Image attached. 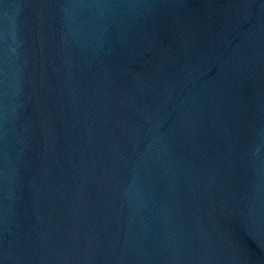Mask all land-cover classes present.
Instances as JSON below:
<instances>
[{"label":"water","instance_id":"obj_1","mask_svg":"<svg viewBox=\"0 0 264 264\" xmlns=\"http://www.w3.org/2000/svg\"><path fill=\"white\" fill-rule=\"evenodd\" d=\"M0 264H264V0H0Z\"/></svg>","mask_w":264,"mask_h":264}]
</instances>
